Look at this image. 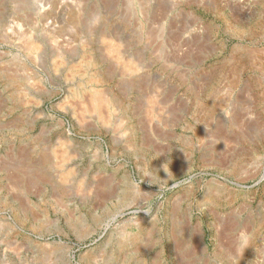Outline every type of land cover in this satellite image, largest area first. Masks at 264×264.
Instances as JSON below:
<instances>
[{"label":"rangeland","instance_id":"rangeland-1","mask_svg":"<svg viewBox=\"0 0 264 264\" xmlns=\"http://www.w3.org/2000/svg\"><path fill=\"white\" fill-rule=\"evenodd\" d=\"M264 0H0V264H264Z\"/></svg>","mask_w":264,"mask_h":264},{"label":"water","instance_id":"water-1","mask_svg":"<svg viewBox=\"0 0 264 264\" xmlns=\"http://www.w3.org/2000/svg\"><path fill=\"white\" fill-rule=\"evenodd\" d=\"M263 175H264V168H263Z\"/></svg>","mask_w":264,"mask_h":264}]
</instances>
